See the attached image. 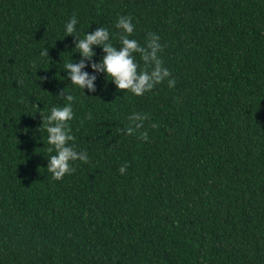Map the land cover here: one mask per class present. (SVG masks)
<instances>
[{
  "label": "trees",
  "instance_id": "16d2710c",
  "mask_svg": "<svg viewBox=\"0 0 264 264\" xmlns=\"http://www.w3.org/2000/svg\"><path fill=\"white\" fill-rule=\"evenodd\" d=\"M73 15L116 47L118 16L141 46L158 35L175 85L135 96L101 73L84 95L62 69ZM62 89L89 159L55 180L43 119ZM0 264H264V0H0Z\"/></svg>",
  "mask_w": 264,
  "mask_h": 264
},
{
  "label": "clouds",
  "instance_id": "9594fccd",
  "mask_svg": "<svg viewBox=\"0 0 264 264\" xmlns=\"http://www.w3.org/2000/svg\"><path fill=\"white\" fill-rule=\"evenodd\" d=\"M76 24L77 19L73 15L65 22L63 31L64 36L74 38L72 49L76 51L72 52L78 53L80 58L76 61L69 59L63 64L62 69L66 72L68 81H71L83 94L84 89H87L89 93L96 91L95 81L97 74L101 73L105 82L110 81L116 90H127L135 96L144 95L165 80L169 87L175 85V79L171 77L169 69L163 66L159 55L163 50L160 37L155 33H148L145 46H141L136 39L130 38L134 31L130 17H117L115 28L119 30V47L111 42L109 30L104 26L84 33L83 38L74 36ZM94 46H98L103 53L96 61L92 60V57L96 55ZM137 53L143 61V68L137 63L135 55ZM40 55L48 57L46 47L40 51ZM86 68L91 71H86ZM57 96L63 97L66 103L62 106H52L43 119V126L49 145L47 152L50 153L45 167L53 179L60 180L65 174L75 171L73 162L79 160L87 163L89 158L86 151H78L76 145L72 143L74 137L68 122L73 118L74 96L66 93L64 89ZM147 119L146 113L133 112L128 116V124L122 131L126 135L132 134L141 129L143 122ZM139 138L147 141L148 133L140 132ZM126 170L127 162L118 168L120 174H124Z\"/></svg>",
  "mask_w": 264,
  "mask_h": 264
}]
</instances>
